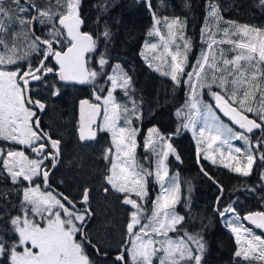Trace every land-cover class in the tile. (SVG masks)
Masks as SVG:
<instances>
[{"label":"snow or ice","instance_id":"snow-or-ice-1","mask_svg":"<svg viewBox=\"0 0 264 264\" xmlns=\"http://www.w3.org/2000/svg\"><path fill=\"white\" fill-rule=\"evenodd\" d=\"M146 2L149 11L152 12L153 20L148 36H158L164 49L154 59L160 60L162 64H168L170 71H164L162 74L170 76L176 84H180L181 76L186 74L188 79L184 82L192 89V101L187 104L190 111L182 127L192 130L195 136L197 124L201 125L197 139V162L199 163L200 153L203 152L204 159L216 164L217 157L214 153L219 152V160L224 167L249 176L256 159L255 151H259V159L264 161V147H262L264 146V28L229 21L227 22L229 27L221 29L219 25L223 20L219 15L218 6L212 0H208L204 28L201 29L202 41H205L206 33L211 37L210 42L205 41L208 51L202 50L192 66V71L185 73L192 42L184 35V21L179 17L161 19L152 11L151 0ZM259 2L264 6V0ZM12 4L18 9L15 20L19 23L21 32L13 33L11 49L5 38L0 36V45L5 49V52H0V140L27 146L37 156H43V159H30L24 151L11 148L7 151V158L3 159L4 169L10 175L13 184L20 182L22 178L23 181L29 182V185L22 190L20 214L4 221L5 224L11 225V232L14 235L0 233V256L6 257L8 264H93L85 251L84 243L87 241L96 248V245L91 244L84 228L93 213L88 207L77 209L75 201L63 194L54 195L51 191H41L38 184L33 186L35 178L40 176L44 185H48L49 171L41 170L44 160L49 158L52 166L55 167L61 155V141L54 139L49 132L42 129L37 112L33 109L43 112L46 104L34 99L30 93L31 82L43 84L49 74H54L59 81L81 85L95 84L98 78L106 76L111 87L107 89L103 85L100 87L101 91H107V95L102 96L93 91L95 100L100 103H91L87 99L80 101L77 131L80 141L94 140L98 132L111 134L115 155L113 156L111 147L105 149L103 159L110 164V168L104 176V181L115 192L124 194L122 203L134 209L127 224V234L131 238L128 243L131 247L124 248L116 256L114 264H156L157 260L159 264H202V253L205 250L203 237L199 234L193 235L186 230L183 236L177 239L169 236V233H179L182 230V222L185 219L175 211V205L180 199V187L175 182L176 177L169 176L165 164L169 153L175 151L170 143L166 146L167 151L157 154L155 178L161 191L152 201L151 215L146 218L148 222L141 223V214L146 209L136 199H132L130 194L134 193L140 200H145L148 196L145 177L152 175V172L139 165L135 159L137 129L131 127L133 122L131 116L135 115L137 105L132 101V108L129 109L127 104L119 103L114 96L117 88L123 89L124 95L129 96L131 78L119 64L113 67L112 74H108L105 69L109 62L104 52L99 54L96 61L99 65L98 70L87 66L85 54L98 50L99 36L94 37L81 30V25L84 23L79 11L81 0H56V11L52 7L42 9L34 0H23V3L21 0H12ZM61 8L64 11H59ZM3 18L12 20L13 12L0 5V32L7 31ZM213 20L216 21L217 32H223L221 39H216V32H209ZM35 23L51 24L47 37L42 38L35 34L33 30ZM161 25L167 30L166 36L161 31ZM21 35L24 39L31 40L28 45L30 52L42 53L38 64L33 66L29 61L26 70L17 64V60L25 59L29 53L21 57L14 55L15 38ZM100 35L108 41L111 32L105 27ZM233 37L237 38L233 39ZM177 38L183 40L182 45L177 43ZM56 44L60 45L59 50L54 47ZM225 44L231 45L228 51L235 53L230 59L226 58L225 49L220 48L217 52L214 48ZM171 45H175V50ZM145 47L156 51L158 45L146 42ZM6 52L13 54H5ZM166 57H171L170 63ZM50 58L55 60L54 65L47 63ZM12 65L16 67H8ZM149 66L153 65L150 63ZM155 70L161 69L156 66ZM46 86L52 89V96L59 95L55 83ZM213 86L221 91H213ZM198 87L208 88L215 101V108L228 117L232 124L238 125L241 131L234 130L233 127L222 122L212 104L196 99ZM101 109H103L104 122L97 124L95 117ZM249 113L253 118H249ZM176 114L180 116L181 112L178 110ZM122 118L124 126L119 124ZM93 124H96L95 129L92 127ZM255 130H259L260 135L255 137L254 149L252 140ZM179 131L178 128L177 133ZM152 136L161 142L165 140V137L154 127L149 130L146 149L149 145L155 144ZM233 140L242 141L247 147L244 149L235 147L231 143ZM217 142L227 148V160L235 161V164L225 163L223 149L213 148ZM204 143L207 144V148L202 149L200 145ZM152 150L155 153V147ZM209 150H212L213 154L210 155ZM233 153L241 154L246 163ZM176 158L179 159V156L177 155ZM201 171L209 179H213L203 167ZM261 179L264 180V172L261 173ZM213 182L215 183L214 180ZM104 190L108 192L109 188L105 187ZM89 198L90 191L85 188L81 203L88 205ZM219 200L220 197H217L218 202ZM235 211V208L229 205L219 214L223 217L226 213H235ZM37 216L40 217L39 221L36 220ZM240 219L241 217L236 216L227 226L236 234L237 245L241 244V232L247 234L250 239L244 241L246 247L238 248L235 256L243 257L245 261H250V258L264 261V238L239 224ZM242 219L249 221L257 229H264V212H252ZM137 227L139 231L136 230ZM96 250L99 252L98 248Z\"/></svg>","mask_w":264,"mask_h":264},{"label":"trees","instance_id":"trees-1","mask_svg":"<svg viewBox=\"0 0 264 264\" xmlns=\"http://www.w3.org/2000/svg\"><path fill=\"white\" fill-rule=\"evenodd\" d=\"M100 1L102 3L101 8L96 5L97 2H87V7L91 8L90 16L92 17L89 23L93 25L94 37L99 36L98 50L90 53L92 62H88V65L89 68L98 70L99 65L96 61L99 54L104 52L109 62L105 69L108 74L113 65L119 64L121 69L131 78V87L128 89L129 96L124 95L123 89L116 90L114 96L118 102L133 98L139 106L136 111L137 116L132 119L133 128L138 131L136 136L138 144L136 159L138 163L152 172L153 161L150 153L142 148L144 137L149 129L155 127L161 135H173L169 143L175 151L173 155L168 157L166 164L170 174L176 173L179 176L183 198V205L179 206V209L187 214L186 231L203 237L205 250L202 253V264H262L258 260L245 261L236 257V241L230 233L222 228L219 222V212L232 202L240 216L245 212H264V182L261 179L264 161L259 159V151L254 152L256 159L249 176L229 170L217 163L212 164L201 155L199 156V163H197L198 157L196 156V146L192 133L190 129L182 127L189 113L186 109L189 102V90L188 84L184 82L188 79L187 75H182L181 83L176 84L170 76H162L155 70L156 66L151 58L145 61L141 55L145 43L149 42L148 32L153 23L152 12L149 11L147 2L137 3L131 2L132 0ZM212 2L218 6L219 14L224 20L264 28V6L260 5L259 0H212ZM151 3L152 11L158 17H179L182 19L185 22L186 33L190 37L193 36L194 31L198 32L204 25L208 0H151ZM0 5L12 10L13 15L15 11L16 13L18 11L14 5H9V2H1ZM97 9H102L103 15H105L101 31H98L100 28L98 30L95 28V25L98 24ZM3 19L5 28H7L4 33L10 36L11 32L18 29L19 23L17 22L16 25L7 24V18ZM105 27L111 32L108 41H105L100 35ZM195 55V53L190 55L189 52L188 58ZM150 63L153 65L152 67L149 66ZM105 78L106 76L98 78L95 84H87L85 87L104 96L107 91H101L100 86L103 85L105 89L108 88L109 84L104 80ZM178 110L181 112L180 116L176 114ZM61 115L62 109L59 108L55 112L53 120L60 122ZM248 115L253 118L252 114L249 113ZM178 128L180 129L179 133H177ZM259 135L260 132L258 131L253 136L252 145L254 149L256 148L255 137ZM8 146L11 145L0 140V147ZM177 155L179 159L176 158ZM202 167L213 179L204 175L201 171ZM146 177L148 179L146 203L149 204L157 187L153 183L151 175ZM22 184L25 182L22 181ZM86 184L88 185V183ZM5 185L9 186L7 178ZM18 186L19 184H17V189L14 186L9 193L0 194V208L4 209L2 213L6 214V217L15 213L14 208L20 199ZM221 189H223L222 192ZM217 197H220L219 202ZM148 210H150L149 205L145 211V217L149 213ZM112 216H114L113 213ZM112 216L103 208L101 219L103 225L108 224ZM108 235H110L108 232L106 235H102L100 241L109 242L110 237H106Z\"/></svg>","mask_w":264,"mask_h":264},{"label":"flooded vegetation","instance_id":"flooded-vegetation-1","mask_svg":"<svg viewBox=\"0 0 264 264\" xmlns=\"http://www.w3.org/2000/svg\"><path fill=\"white\" fill-rule=\"evenodd\" d=\"M9 0H1V2L6 3ZM54 2L53 0H51ZM100 0H84V2H81L82 8L80 9V15L84 23L81 25V30L83 32L93 34V25L89 23L90 19L92 17L90 16L91 8L87 7V2H97L96 5L101 8L102 3ZM112 2H117L118 0H111ZM12 3V2H11ZM23 3V2H21ZM35 4L38 6L37 2ZM53 5H50L48 7H52ZM18 10V9H17ZM34 14V13H33ZM104 17L102 9L96 10V19L98 18L99 22L97 25H95L96 30L100 28L103 25ZM58 25V20H57ZM51 28V24L48 25H40L39 23H35L34 31L35 34L38 36H41L42 38L47 37L48 30ZM12 33V32H11ZM10 33V34H11ZM15 33V32H14ZM98 33V32H97ZM0 36H3L5 40L8 43L9 49L13 46L12 34L10 36H7L6 33L0 32ZM28 45L31 43L30 39H26ZM16 51L15 56L21 57L23 56L22 47H21V41L17 42L15 41ZM54 47L59 50L60 45L56 44ZM27 53L26 58L28 60L24 61L23 59H18L17 64L23 69L26 70L29 65V61L33 66L37 65L39 60L42 58V53H32L29 50H23ZM0 52H5V49L2 45H0ZM12 54L11 52H6L5 54ZM87 59V66L88 62H92V56L90 53L86 56ZM47 63L49 65H54V59L50 58ZM92 66V64H90ZM10 68H15V65L8 66ZM106 81V78L104 79ZM107 82V81H106ZM55 83L58 90L59 95L52 96L51 91L52 89L47 87L46 85H50ZM108 83V82H107ZM87 84L80 85V86H74V85H66L64 83H61L59 79L54 74H49L47 81L43 84L37 83V82H31V93L32 97L34 99H39L43 103L46 104V109L41 112L38 109H33L37 112V115L41 122V127L44 131L49 132L51 136L54 139H59L61 141V155L55 165V167L52 166L51 158L44 160V165L41 171L48 170L49 171V180L48 185H44L42 176L35 178V183L40 185L41 191L49 192L51 191L54 195L55 194H63V196H67L69 199L75 201L77 209H83L84 207H88L89 210L93 213L91 217L88 218L87 224L84 226L85 231L88 232L93 229V227L97 224V221H99V213H103L102 208V200L108 201V206H105V209L108 211V214L112 216V213L114 214L115 210H118L120 206L122 209H126L127 211H134V209L131 208V206H124L122 204L123 196L113 193L110 189L108 192H105V186L103 184V177L104 172L106 174L107 170L110 168V164L103 159V155L105 152V149L111 147L110 137L107 132H98L96 139L94 141H83L81 142L79 140L78 136V122H79V106L81 100H89L91 103H100L95 100L93 95V90L90 88H86ZM105 96V95H104ZM131 102L134 101V99H130ZM136 103V102H135ZM137 107L138 104L136 103ZM59 108L62 109V117L61 121H54V114ZM56 117V116H55ZM103 119V109H101L100 115L97 119V124H101ZM93 128H96V124L93 126ZM238 131V130H237ZM240 131V130H239ZM258 132V131H257ZM9 144V143H8ZM9 147H0V150H2V154H0V158L3 157L6 150H9V148L13 150L18 151H24L25 155L28 156L30 159H43V156H37L36 153H33L31 151V148L24 146V145H15L10 144ZM48 150L46 149V152ZM113 153V149H112ZM88 157L89 159H87ZM2 161V159H1ZM2 163V162H1ZM0 163V168H1ZM89 168H92L91 170ZM0 194L5 192H10L14 186H16L15 189H17L18 186V193H19V201L15 206V212L17 213L20 210L21 207V200H22V189L26 186L25 184H22L23 180H20L19 183L13 184L9 177H6L1 169H0ZM8 179L9 186L5 185V179ZM88 178V180H86ZM24 182V181H23ZM88 183V185L86 184ZM87 188L90 191V198L88 205H84L81 203L82 195L84 192V189ZM148 191V190H147ZM132 199H136L138 203L140 201L137 199V197L134 194H130ZM58 198H62L58 196ZM66 203V202H65ZM141 204V203H140ZM102 209V210H101ZM4 209L0 208V213L3 212ZM114 210V211H113ZM113 219V216L110 217ZM102 219V217H101ZM1 220V219H0ZM89 237V234H88ZM80 239L79 235L77 236V239ZM90 239V238H89ZM91 240V239H90ZM85 243V249L89 253L93 254L96 258L101 259L100 261L96 259V262L98 264H114L112 261L115 260L116 256L121 253L122 251L120 249H112L110 251H104V250H97L93 248L90 244ZM91 244L92 240H91ZM95 245V244H94ZM90 248V250H88ZM93 252V253H92ZM2 264V263H0Z\"/></svg>","mask_w":264,"mask_h":264},{"label":"rangeland","instance_id":"rangeland-1","mask_svg":"<svg viewBox=\"0 0 264 264\" xmlns=\"http://www.w3.org/2000/svg\"><path fill=\"white\" fill-rule=\"evenodd\" d=\"M56 1V0H55ZM143 1H146V0H132L131 2H137V3H139V2H143ZM9 2V5H13L11 2H12V0H9L8 1ZM34 2H37V4H38V6L40 7V8H42V9H45V8H48V6H50V5H53L52 6V9L54 10V11H56L57 10V7H56V2H52L51 0H34ZM59 11H64V9L63 8H61V9H59ZM18 12V11H17ZM15 15H16V11H15V14L13 15V19L12 20H9L8 18H7V24H15L16 25V23H17V21L15 20ZM220 15V14H219ZM220 17H222L221 15H220ZM160 18V17H159ZM163 17H161V19H162ZM169 18H175V17H169ZM182 20V19H181ZM222 20H223V23H220V25H219V27L221 28V29H223V28H226V27H229V25H228V23L227 22H229V21H226V20H224V18L222 17ZM183 21V20H182ZM232 22V21H231ZM153 24V23H152ZM238 24V23H237ZM18 26V29L16 30V31H14L15 33L16 32H21V27H20V25L18 24L17 25ZM161 27V31L165 34V36L167 35V30H166V28L163 26V25H161L160 26ZM202 28H204V25L201 27V29ZM7 29V28H6ZM201 29L198 31V32H193V36L192 37H190L187 33H186V26H185V22H184V29H183V31H184V35L187 37V38H189L190 40H191V42H192V49H191V51H190V55L191 54H196L195 56H191V58H190V56H189V58H188V60H187V63H186V65H185V73H187L188 71H192V66L195 64V62H196V60H197V58L200 56V53H201V51L203 50V51H208V49H207V42H205V41H208V42H210V39H211V37L206 33V35H205V41H202V39H201ZM151 30V29H150ZM14 32H12L11 34H12V36H13V33ZM209 32H216V39H221V38H223V32L222 31H220V32H217V28H216V21H212V24H211V26H210V29H209ZM10 34V35H11ZM150 38H149V44H152V43H155V44H157L158 45V48H157V50L156 51H152L151 49H149V48H146V47H144V49H143V52L141 53V55H142V58L145 60V61H147L148 60V58H151L152 59V61L155 63V66H159L160 67V71H157L160 75H162L163 76V72L164 71H170V67L168 66V64H162L161 63V61L160 60H157V59H154V57H157V56H159L163 51H164V49H163V47H162V45H161V41H160V38L158 37V36H155V35H153V36H149ZM237 37H233V39H236ZM12 41H13V37H12V39H11ZM15 41H17V42H19V41H21V47H22V49L23 50H29V48H28V43H27V40L26 39H24V37L21 35V36H19V37H16L15 38ZM177 43H179V44H183V40H180L179 38H177ZM171 47L173 48V50H175V45H171ZM214 48L216 49V51L218 52L219 51V49L220 48H223V49H225L226 50V52H227V56H226V58H232V56H234L235 55V53L234 52H232V51H228L229 49H231V45H227V44H225V45H217V46H214ZM22 50V52H23V56L25 55V53H27V52H25V51H23ZM30 51V50H29ZM181 51H183V49L181 48ZM9 54V53H8ZM13 54V53H12ZM15 55V54H14ZM26 60H28V58H25ZM25 59H23L24 61H26ZM166 59L169 61V63H170V60H171V57H166ZM115 65H113V67H114ZM113 67L111 68V70H110V72H109V74H112V69H113ZM186 75V74H185ZM164 76H166V75H164ZM209 79H210V75H209ZM106 81H107V77H106ZM108 82V81H107ZM193 83H195V80L193 79ZM108 84H109V86L108 87H111V85H110V82H108ZM118 89H120V88H117L116 90H118ZM188 90H189V102H188V104H190L191 103V101H192V95H193V93H192V89L189 87V85H188ZM213 91H217V92H220L221 91V89H219V88H217V87H215V86H213V89H212ZM107 95V92H106V94H105V96ZM95 98V97H94ZM196 99H198V100H200V101H202V102H204V103H210V104H215V101L213 100V98L211 97V95H210V93H209V90H208V88H197L196 89ZM119 103H121V104H127V106L129 107V109H131L132 108V102H131V100L130 99H128V100H125V101H122V102H119ZM138 109H139V107H137ZM186 109L188 110V111H190V109L187 107V105H186ZM214 111H215V109H214ZM217 113V112H216ZM218 115V114H217ZM134 116H137V113H135V115H133V116H131V119H133V117ZM219 116V115H218ZM220 117V116H219ZM220 119H221V121L222 122H224V123H226V124H228L225 120H223L221 117H220ZM103 122H104V117H103V119H102V122H101V124H103ZM119 124H120V126H124V121H123V118L121 119V121L119 122ZM230 127H232L230 124H228ZM200 124L198 123L197 124V127H196V135L194 136L193 135V131L192 130H190L191 131V133H192V136H193V140H194V143H195V146H196V156L198 157V154H197V139L199 138V128H200ZM131 127H133V125H131ZM152 129V128H151ZM150 130V129H149ZM149 130L147 131V134H146V136L144 137V141H143V146H142V148L145 150V151H147V153H150V157L152 158V161H153V169H152V175H151V179H152V181H153V183L156 185V187H157V189H156V191H155V193H154V197H153V199L151 200V203H146L147 202V199H148V196L145 198V200H140V198H138L137 197V199L140 201V203H141V205L143 206V208L144 209H146L147 210V206L149 205V208H150V210H148L149 211V213L147 214V217L148 216H150L151 215V211H152V201H154L155 199H156V197H157V195L160 193V191H161V189H160V185H159V183L156 181V178H155V169H156V162H157V154H162V151H167L168 149H167V144H169V141H170V138H169V136L166 134V135H162V136H164L165 137V140L163 141V142H161V141H159L155 136H152V139L155 141V144L154 145H149V147L146 149L145 148V143H146V141H147V139L149 138ZM234 130H236V129H234ZM108 133V132H107ZM109 134V137H110V142H111V145H112V138H111V134L110 133H108ZM137 134H138V131L136 132V136H137ZM137 137H135V140H136V149H135V159H136V150L138 149V144H137V139H136ZM4 141V140H3ZM5 142H7V143H9V144H14V143H12V142H9V141H5ZM231 143L235 146V147H240L241 149H244L245 147H247L242 141H238V140H233V141H231ZM15 145H18V144H15ZM153 147H155V153L153 152ZM200 147L202 148V149H205V148H207V144L206 143H204V144H201L200 145ZM216 147H221L222 149H223V151H224V153H225V163H232V164H235V161H228L227 160V155H228V152H227V148L225 147V146H220L219 144H218V142H217V144H215V145H213V148H216ZM112 149H113V156L115 155V147L112 145ZM7 151L8 150H6L5 151V154L3 155V157H2V163H1V171H2V173L6 176V177H9L10 178V180H11V177H10V175L8 174V172L4 169V166H3V159L4 158H7ZM209 154L211 155V154H213L212 153V150H209ZM215 155H216V157H217V164H220V165H222V166H224L221 162H220V160H219V152H215L214 153ZM234 155H236L237 156V158L238 159H242V156H241V154H236V153H233ZM170 155H173V152H170L169 153V156ZM200 155L203 157V152H201L200 153ZM168 156V157H169ZM87 159H89L88 157H86ZM168 159V158H167ZM198 160V159H197ZM205 160H207V159H205ZM167 161V160H166ZM166 161H165V164H166ZM207 161H210V160H207ZM136 162L138 163V160L136 159ZM211 162V161H210ZM242 162L243 163H246V160H243L242 159ZM198 163V162H197ZM139 164V163H138ZM140 165V164H139ZM166 167H167V164H166ZM226 168V167H225ZM90 170L92 169V168H89ZM167 169H168V167H167ZM229 169V168H228ZM229 170H231V169H229ZM235 172V171H234ZM264 172V171H263ZM104 176H105V172H104ZM169 176L171 177V176H175L176 177V183L179 185V187H180V193H179V195H180V199H179V201L177 202V204L175 205V211H176V213L178 214V215H181V216H184L185 217V219H184V221L182 222V230L179 232V233H175V232H173V233H169V236L171 237V238H173V239H177V238H179V237H181V236H183V234H184V230H186V226H185V223H186V212H183L181 209H179V206H182L183 205V198H182V189H181V185H180V181H179V176L176 174V173H173V174H170L169 173ZM168 178H166V180H167ZM20 180H22V178H20ZM145 180H146V187H147V190H148V179H147V177H145ZM11 182H12V180H11ZM25 182V184H26V186L25 187H27L28 185H29V182H27V181H24ZM263 182H264V180H263ZM13 183V182H12ZM19 183V182H18ZM17 184V183H16ZM103 184H104V186L105 187H107V188H109L113 193H115V194H119V195H124V194H122V193H118V192H115L114 190H112L111 189V187H110V185H106V183H105V181H104V177H103ZM23 190V189H22ZM21 193H22V191H21ZM132 194H134V193H132ZM135 195V194H134ZM22 198V197H21ZM22 201V200H21ZM148 204V205H147ZM233 202L232 203H230L229 205H231V206H233ZM228 205V206H229ZM105 206L107 207L108 206V201L106 202V201H103L102 200V208L104 207L105 208ZM227 206V207H228ZM226 208V207H225ZM224 208V209H225ZM223 209V210H224ZM102 210V209H101ZM222 210V211H223ZM251 212H253V211H251ZM130 211H127L126 209H122V207L120 206V208H118V210H115L114 211V216H113V219H111L110 218V221L108 222V224H106V225H103V222L101 221V217H102V214H98L99 215V221H97V224L93 227V229L91 230V231H89L88 232V234H89V238L92 240V243L93 244H95L96 245V248H98L99 250H104L105 252L106 251H110V250H112V249H120L121 251H123V249L124 248H128V247H131V245H130V243H128V241H129V239H131L130 237H128V234H127V224H128V222L130 221ZM245 213H248V212H245ZM18 214H20V210L16 213H14L12 216H15V215H18ZM236 216H239V217H241V219L238 221V223L239 224H242V225H244V223H243V221H242V216H240L239 214H238V212L237 211H235V213H233V212H228V213H226L225 214V216H223V217H221L220 216V214H219V222H220V224H221V226H222V228L225 230V231H227L228 233H230L233 237H234V239H235V241H236V234H234V233H232V231H231V229L227 226L228 225V223L229 222H231V221H234V219H235V217ZM9 217H11V216H9ZM9 217H6V214H3V213H0V233H4V232H6V235H9V236H11V235H14L12 232H11V225L10 224H5L4 223V221L6 220V219H8ZM147 217H145V211L141 214V223L142 224H144V223H147L148 221H147ZM145 218V221H143V219ZM36 220L37 221H39L40 220V217L39 216H37L36 217ZM245 226V225H244ZM246 227V226H245ZM137 231H139V227H137V229H136ZM252 230V229H251ZM105 231H107L110 235H108V236H106V237H110V240H109V242H107V243H104V241H100L101 240V237H102V235L104 236V235H106V233L107 232H105ZM253 231V230H252ZM253 233L255 234V235H260L262 238H264L260 233H257V232H254L253 231ZM105 238V237H104ZM240 238H241V244L240 245H237V242H236V245H237V250H238V248H240L241 246H243V247H246V245L244 244V241L245 240H247V239H250V237L247 235V234H245V233H243V232H241L240 233ZM155 239H162V237H155ZM78 240H79V238H78ZM95 248V249H96ZM85 251H86V253L88 254V251L85 249ZM90 254V259L93 261V264H98V262H96V259L97 260H101V259H98V258H96L93 254H91V253H89ZM239 258H241L242 260H244L243 259V257H239ZM251 259V258H250ZM113 262H115V260L113 259L112 260ZM259 262H261L262 264H264V261H260V260H258ZM0 263H2V264H8V261H7V258L6 257H4V256H0ZM105 264V263H104ZM156 264H159V261L157 260L156 261Z\"/></svg>","mask_w":264,"mask_h":264},{"label":"water","instance_id":"water-1","mask_svg":"<svg viewBox=\"0 0 264 264\" xmlns=\"http://www.w3.org/2000/svg\"><path fill=\"white\" fill-rule=\"evenodd\" d=\"M0 1H1V0H0ZM21 2H23V0H21ZM85 55L87 56L88 53H86ZM54 64H55V60H54ZM60 82L66 84V85H74V86H80V85H81V84H76V83H74V82H63V81H60ZM214 109H215V111L217 112V114H218L223 120H225L228 124H230L234 129H236V130H240V129L238 128V125H234V124H232V122L229 120L228 117L224 116L223 113H222L219 109L215 108V104H214ZM99 115H100V113L95 117L96 122H97V119H98ZM78 118L80 119V106H79V116H78ZM249 118H250V117H249ZM94 125H95V124H93V126H94ZM93 126H92V127H93ZM94 129H95V128H94ZM240 131H241V130H240ZM257 131H259V130H255V132H257ZM167 135L169 136L170 139L173 138V135H170V134H167ZM94 140H95V139H94ZM94 140H89V141H94ZM81 142H83V141H81ZM122 204H123V203H122ZM123 205H124V206H130V205H125V204H123ZM253 212H261V211H253ZM249 213H252V212L245 213V214L242 215V217L245 216V215H248ZM242 221H243V223H244V225H245L246 227L252 229L254 232L260 233V234L264 237V229H257V228H255L254 225L250 224L249 221H246V220H243V219H242ZM128 237H129V236H128Z\"/></svg>","mask_w":264,"mask_h":264}]
</instances>
